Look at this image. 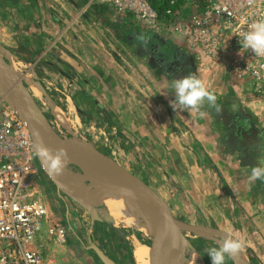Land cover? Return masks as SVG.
Wrapping results in <instances>:
<instances>
[{
  "label": "crops",
  "instance_id": "crops-1",
  "mask_svg": "<svg viewBox=\"0 0 264 264\" xmlns=\"http://www.w3.org/2000/svg\"><path fill=\"white\" fill-rule=\"evenodd\" d=\"M140 34L151 38L147 47L135 39ZM0 43L25 65L23 80L55 132L85 133L174 218L242 237L248 264L247 252L264 264V181L249 185L264 154V122L235 82L209 83L210 61L173 34L87 0H0ZM189 73L215 93L219 112L207 104L173 110L170 84Z\"/></svg>",
  "mask_w": 264,
  "mask_h": 264
},
{
  "label": "built area",
  "instance_id": "built-area-1",
  "mask_svg": "<svg viewBox=\"0 0 264 264\" xmlns=\"http://www.w3.org/2000/svg\"><path fill=\"white\" fill-rule=\"evenodd\" d=\"M87 1L104 4L148 30L179 37L204 60L225 61L233 76L264 95V57L239 42L250 24L264 17V0L252 5L247 0ZM39 173L28 127L0 99V264H58L40 244L62 245L67 232L60 221H48Z\"/></svg>",
  "mask_w": 264,
  "mask_h": 264
},
{
  "label": "water",
  "instance_id": "water-1",
  "mask_svg": "<svg viewBox=\"0 0 264 264\" xmlns=\"http://www.w3.org/2000/svg\"><path fill=\"white\" fill-rule=\"evenodd\" d=\"M8 57L15 58L14 54L0 43V99L28 127L36 160L55 187L59 197L63 194L86 210L90 216V224L93 226L95 222H102V219L95 206L88 200L87 192L90 185L98 183L104 188L118 191L129 201L138 227L148 238L142 242L151 248L152 264H182L184 262L182 249L168 248L158 241L157 236L164 228L170 231L173 239H179L181 248H189L197 254L198 251L186 237L187 233L210 240L219 246L217 241L225 236V232L174 218L158 196L119 162L97 149L85 138L76 135L68 126H64L67 136L55 132L23 83L27 72L19 75ZM32 82L39 92L47 97L42 85L37 80ZM38 142H42L53 152L60 147L66 149L68 163L62 174L54 175L48 171L45 159L36 154L35 145ZM87 241L89 244L87 249H92L102 264H117L90 238ZM242 257L248 264L242 251L229 258L233 264H240L239 259Z\"/></svg>",
  "mask_w": 264,
  "mask_h": 264
},
{
  "label": "rangeland",
  "instance_id": "rangeland-1",
  "mask_svg": "<svg viewBox=\"0 0 264 264\" xmlns=\"http://www.w3.org/2000/svg\"><path fill=\"white\" fill-rule=\"evenodd\" d=\"M8 59L11 60L15 67H17L16 69H18L17 71L19 75L25 73L26 69L23 63L19 62V60L11 59L9 57ZM221 61L222 60L206 63V66L208 67L207 74L209 83L216 80L220 82V85L227 86L229 83L235 82L237 88L240 89L239 92L241 93L240 96L243 100V103L246 106H250L252 110L257 112L256 116L259 122L263 123L264 95L255 94L253 92L251 82L237 79L227 69L226 62ZM28 76L31 78L30 75ZM54 97L58 98L57 96ZM39 107L42 111H44L46 117L50 116L49 112L44 110V105L41 104ZM50 119L53 123L52 128L57 131V123L52 120V117ZM84 136H86L85 139L87 141L90 140L89 136L85 135V133ZM39 178V191L42 199L45 201V203H47L46 197L51 200L48 212V221H60L61 225L66 229L67 232L66 243L62 245H55L51 242H48L47 244L44 243V241L42 244H40L52 252L58 264H102L94 251L92 249H87L89 246L87 241L88 238H90L94 244L101 248L102 251L105 252L117 264H135L133 258L134 244L136 242H141L148 239L140 228L116 225L113 223L111 218L101 217L99 214L98 215L102 219V222H95V224L92 226L90 224V216L88 212L67 196L61 194L59 197L55 187L43 173L41 168ZM50 194L52 199L49 197ZM197 209L192 212L194 215H200V210L199 208ZM186 237L190 240L194 248L201 252L200 257L202 263L211 264L210 257L205 252V249L208 247L218 246L210 240L197 237L193 234L187 233ZM247 254L249 258L252 259L253 264H258L251 256V252H247ZM225 264L233 263L229 257H226Z\"/></svg>",
  "mask_w": 264,
  "mask_h": 264
},
{
  "label": "clouds",
  "instance_id": "clouds-1",
  "mask_svg": "<svg viewBox=\"0 0 264 264\" xmlns=\"http://www.w3.org/2000/svg\"><path fill=\"white\" fill-rule=\"evenodd\" d=\"M254 2L255 0H247L249 5ZM135 39L141 45L147 47L151 38L140 34ZM239 42L242 48L250 49L258 57H264V17L254 20L250 24L249 29L239 37ZM170 88L175 98L170 100L169 104L174 111L192 109L199 112L205 104L210 108H215L217 112L221 109V106L217 104L215 93L194 73L172 80ZM35 150L36 154L43 157L47 162L48 171L51 174L60 175L63 173L68 163L65 148L60 147L53 152L52 149L45 146L42 142H38L35 145ZM261 151L264 152V150ZM257 180L264 181V154H260L257 164L251 168L249 185ZM217 243L218 247L205 249V252L210 257L211 264H225L226 257L236 256L245 247V241L242 237H234L228 234H225ZM172 246L175 247V241H173Z\"/></svg>",
  "mask_w": 264,
  "mask_h": 264
},
{
  "label": "bare ground",
  "instance_id": "bare-ground-1",
  "mask_svg": "<svg viewBox=\"0 0 264 264\" xmlns=\"http://www.w3.org/2000/svg\"><path fill=\"white\" fill-rule=\"evenodd\" d=\"M12 65L14 70L18 72V69H16L17 67H15L14 64ZM23 83L34 98L32 92L29 90L24 80ZM36 104L38 103L36 102ZM87 197L89 202L95 206L98 214L101 217L111 218L113 223L116 225L139 228L137 225V220L133 216L132 206L130 205L129 201L118 191H115L111 188H104L98 183H92L87 192ZM157 239L161 244L168 248H172L173 241H175V248L182 249L184 260L182 264H202V261L199 258V252L197 254L192 252L189 248H181L179 239H173V237L170 235V231L167 228H164L160 231ZM151 255V248L146 244L141 242H136L134 244L133 258L135 264H152ZM239 260L240 264H245V260L243 257Z\"/></svg>",
  "mask_w": 264,
  "mask_h": 264
},
{
  "label": "flooded vegetation",
  "instance_id": "flooded-vegetation-1",
  "mask_svg": "<svg viewBox=\"0 0 264 264\" xmlns=\"http://www.w3.org/2000/svg\"><path fill=\"white\" fill-rule=\"evenodd\" d=\"M46 204L48 205V208H49V206H50V200H49V198L48 197H46Z\"/></svg>",
  "mask_w": 264,
  "mask_h": 264
}]
</instances>
